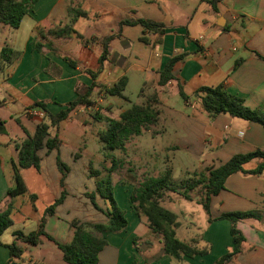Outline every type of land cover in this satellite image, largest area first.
<instances>
[{
    "label": "crops",
    "instance_id": "obj_1",
    "mask_svg": "<svg viewBox=\"0 0 264 264\" xmlns=\"http://www.w3.org/2000/svg\"><path fill=\"white\" fill-rule=\"evenodd\" d=\"M213 5L209 0H38L17 29L0 27V39L10 37V44L2 42L0 49L8 47L18 53L0 70V123L5 129V134H0V212L11 206V225L0 236V264H51L47 252L39 257H25L32 245L20 240L16 241L22 251L19 257H10L7 246L15 241L17 233L27 236L36 232L46 208L63 190L66 192L63 202L51 216H45L43 231L52 241L40 236L34 249H47L48 241L54 245L55 242L69 243L73 220L92 224L106 222L102 211L107 206L103 199L95 196L100 209L97 211L83 197L96 189L88 167L102 170L103 166L94 162L96 157L104 162L103 156H99L101 151L90 150L84 137L81 144L75 142L76 137L62 140L58 130L64 123L80 127L83 134L96 122L104 121L106 127L108 119H116L129 109L121 103L126 99L123 93L131 81L140 91L138 105L155 97L152 103L158 112L155 124H162L163 135L168 130L176 138L165 151L188 154L197 165L193 174L198 177L196 181H205L207 171L224 165L236 155L264 153L262 126L228 114L210 116L201 105L200 94L194 96L200 88L222 86L226 92L241 97L250 109L264 112V0H213ZM70 10L82 11L86 16L73 19ZM139 19L158 23L163 31L148 32L140 24L128 23ZM25 23L30 24L29 35L23 42L24 48L19 50L15 48L17 32ZM79 24L85 32L93 29L92 32L76 30L75 25ZM64 26L71 27L82 39L61 34ZM103 27L105 33L98 36L96 31ZM106 37L111 38L106 58L100 65L102 41ZM31 42L44 46L37 51L32 49ZM175 57L179 59L171 71L173 79L159 85L160 72ZM64 59L75 62V66ZM122 77L127 81L122 98L106 95L104 89L111 88ZM92 83L97 87L91 93L90 106L76 107L57 127L48 128V138L56 136L59 141L57 147L38 151V169L18 171L25 193L6 197L7 191L15 186L16 144L32 136L41 122L48 125V114L64 109L67 103L77 99L79 91ZM179 87L188 97L187 101L180 97ZM174 94L181 103L173 104ZM36 103L44 104L46 112ZM11 124L18 128L12 135L8 132ZM68 141H74L77 148L73 150ZM57 158L67 168L63 187ZM261 161L252 159L243 169H254ZM30 169L35 171L36 184L43 187L51 203L42 212L36 207L40 196L26 186V172ZM119 171L120 168L111 174L113 197L124 211L127 226L120 233L100 235L106 245L98 254L97 264H133L134 261V264H213L232 246L231 224L220 216L234 212H252L256 217L236 222L235 227L244 241L241 252L226 264H264V171L258 175L238 172L226 178L224 189L209 197V214L203 207L202 184L189 192V199L182 196V188L178 192H165L160 204L172 201L170 193H173L178 200L199 205L206 214L203 225L196 227L200 233L192 234L184 231L179 216L171 212L178 224L176 239L197 250L208 251L203 256L180 259L163 254L160 237L151 233L146 219L135 212L130 202L136 171H127L123 180Z\"/></svg>",
    "mask_w": 264,
    "mask_h": 264
},
{
    "label": "trees",
    "instance_id": "obj_2",
    "mask_svg": "<svg viewBox=\"0 0 264 264\" xmlns=\"http://www.w3.org/2000/svg\"><path fill=\"white\" fill-rule=\"evenodd\" d=\"M38 0H0V24L8 26L12 29H17L20 26L22 19L30 13L33 5ZM213 5V0H209ZM73 19L85 17V13L82 11L70 10ZM129 24H140L143 29L148 32H162L163 27L154 22L139 19L136 22H128ZM61 34L68 36H74L77 39H82L71 27L64 26L60 31ZM111 37H106L102 41V51L99 57V64L101 65L106 58L107 44ZM142 41H146L142 38ZM32 49L40 51L44 46L40 43L31 42ZM46 48L49 46L45 45ZM18 53L14 50L4 47L0 51V70L8 65ZM178 57L170 59L160 72L159 85H164L171 79L172 68L174 63L178 60ZM70 66H75V62L64 59ZM94 77L93 74H90ZM126 78L122 77L111 88L104 89L106 95L111 97L122 98V92L126 86ZM97 85L92 83L90 87L78 92L76 100L66 104L65 108L60 110L54 115L48 114L49 124L41 122L37 125L32 136H27L24 140L16 144L17 161L13 165L14 173V188L7 191L6 197L14 198L25 193L24 184L19 177L18 171L29 168L38 169L39 157L38 151L46 148L47 151H51L57 147L59 143L57 137L51 139L48 138V128L50 126L57 127L62 121L66 120L69 114L78 106H90V96L94 88ZM179 95L182 100L187 101L188 97L181 91L179 87ZM200 94V95H199ZM199 95L201 105L206 113L210 116L218 114H228L235 118H240L252 123L259 124L264 129V112L261 110L250 109L244 104V100L236 95L226 92L222 86L213 88H200L194 96ZM155 102V97L147 100L144 105H132L129 109L119 114L116 119H108L107 127L99 137L104 144L106 151L125 150L126 143L133 137L141 135L143 129L146 130L147 126L153 125L158 121V112L152 107V103ZM41 110L45 111V105L42 103H36ZM46 112V111H45ZM94 120H98L95 114ZM0 134H5L3 123H0ZM77 158V156H75ZM259 158V163L254 169L244 170L243 166L250 160ZM109 159V157H108ZM106 160V158H105ZM56 165L62 179L60 185L63 187V178L67 172V168L61 163L59 158L56 159ZM119 163L116 159H111L109 166H103L101 171H97L89 167V176L94 180L95 192L86 193L87 199L91 205L100 211L95 203V196H99L106 204V211L102 213L106 217L105 223H81L77 220H73L70 223V229L72 231V237L67 244H58L55 242L58 250L62 254V260L66 264H97L98 254L106 245L105 240L100 236L105 233H120L124 231L127 226L124 211L119 208L113 197V186L111 174L117 170ZM264 171V153L256 151L244 155H236L228 160L224 165L207 171L208 176L205 181L202 179L198 181H183L179 188L183 189L182 196L189 199V192L195 187L202 184L205 194L203 207L209 214V197L218 194L224 189V182L226 178L235 173H242L245 175H258ZM177 186L171 180V170L166 169L158 177H143L133 188L130 194V202L135 212L143 216L146 219L147 226L151 233L157 237H160L163 243V254L173 257L174 259H180L182 256L192 258L196 255H206L207 250H197L190 244L182 243L175 237V229L178 227L176 222V216L170 211L166 210L160 205V202L164 198L165 192H176ZM66 197V192L63 190L60 197L56 199L51 205H49L45 212L44 217L41 218L38 230L30 233L27 236L17 233L14 235L15 241H13L7 248L10 252V257H19L22 253L20 247L16 243L20 240L23 243L35 246L39 243L40 236H45L52 241V238L45 235L43 228L45 224V216H51L57 205L61 204ZM10 205L6 210L0 212V236L11 225L10 219ZM256 217L252 212H234L227 213L220 216V219H226L230 222V235L232 237V246L229 252L222 255L220 258L214 261L213 264H226L230 262L236 255L241 252V244L244 241L241 233L236 229L235 224L239 220L245 218ZM134 240V245L135 242ZM1 245V242H0ZM137 250V249H136ZM135 263V261H134ZM133 263V264H134Z\"/></svg>",
    "mask_w": 264,
    "mask_h": 264
},
{
    "label": "rangeland",
    "instance_id": "obj_3",
    "mask_svg": "<svg viewBox=\"0 0 264 264\" xmlns=\"http://www.w3.org/2000/svg\"><path fill=\"white\" fill-rule=\"evenodd\" d=\"M0 27L5 30L8 29V26ZM29 28L30 24L25 23L24 26H22V28L17 32V47L15 46V48H20L19 50H22L24 48L23 42L29 35ZM81 28L82 24L75 25L76 30H82ZM92 30H90V32H92ZM82 32L85 31L82 30ZM90 32L86 31L85 33L89 34ZM102 32L105 33L104 27L98 29V31H96V34L99 36L100 34H102ZM2 42H4L5 44H10V37H8V40H4L3 38L0 39V47L3 46ZM139 92L140 91L136 83L131 81L123 93L126 99L121 104L129 108L132 105L140 104L141 97H139ZM172 99L173 104L181 103V99L176 94L172 95ZM61 125L62 126H60L58 130V137L60 139L68 140L70 139V137H76L75 142L78 141L79 144H81L83 143L82 138L84 137L85 142L89 144L90 150L96 149L101 151V154L99 156H103L104 162L102 160L99 161L100 159L96 157V161L94 162L98 166H109L111 159H117L119 163L118 168H120L119 177L122 180L126 179L125 173L127 171H136L135 180L137 179L136 184H138L143 177H158L164 170L170 169L171 180L175 185H178V192L180 190L179 186L181 182L187 180L196 181L198 179V177L193 175L195 170L197 169L196 162L188 154L178 151H165L166 148H169L173 143L176 142V138L173 134L170 135L168 130H166V132L163 131V135L161 133L162 124L147 126L146 130L143 129L140 136L132 138L133 140L129 142V145L126 143L125 147L127 146L128 148L126 147L124 151L114 150L110 152L104 149V144L99 137V135L104 132L107 127H105L104 121L92 124V126L84 134L80 133V127H77L76 125L69 126V124L66 123ZM8 130V132L12 135L14 134V132L18 131V128L15 124H11ZM75 142L68 141L69 146L73 148V150L77 145H73ZM134 155L135 157H133ZM131 157H133L134 159H132ZM98 162H100L101 164H98ZM26 175L28 176L25 177L27 188L30 189L32 193H36L40 196V200L37 202L36 207L38 208L39 212H42L46 205L51 204L48 203L49 197L46 195L43 187H38V185L36 184L34 170L30 169L26 172ZM170 195L172 201H165L160 205L170 212H173L176 216H179L180 222L183 224V229H185L184 231L188 230L187 232L189 233L191 232L192 234H199L200 232L196 227L197 225L202 226V222L206 218V214L203 209L197 204H191L181 199L178 200L177 194L170 193ZM83 197L87 199L85 194ZM178 201H180L181 203L179 204ZM47 243V249H41L38 251L34 249L33 246H29V250L25 253L24 256L39 257L47 252L51 256V264H65L61 260V252L57 249V247L52 242L48 241Z\"/></svg>",
    "mask_w": 264,
    "mask_h": 264
}]
</instances>
